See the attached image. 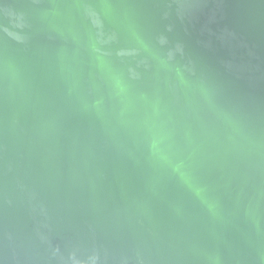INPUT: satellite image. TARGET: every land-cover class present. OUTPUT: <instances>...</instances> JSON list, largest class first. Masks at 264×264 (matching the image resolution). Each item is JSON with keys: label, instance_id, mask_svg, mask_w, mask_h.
Instances as JSON below:
<instances>
[{"label": "water", "instance_id": "1", "mask_svg": "<svg viewBox=\"0 0 264 264\" xmlns=\"http://www.w3.org/2000/svg\"><path fill=\"white\" fill-rule=\"evenodd\" d=\"M0 264H264V0H0Z\"/></svg>", "mask_w": 264, "mask_h": 264}]
</instances>
